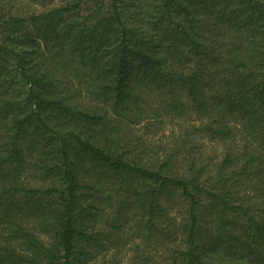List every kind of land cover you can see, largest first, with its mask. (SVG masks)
<instances>
[{
	"label": "trees",
	"instance_id": "1",
	"mask_svg": "<svg viewBox=\"0 0 264 264\" xmlns=\"http://www.w3.org/2000/svg\"><path fill=\"white\" fill-rule=\"evenodd\" d=\"M125 249L264 264V0H0V264Z\"/></svg>",
	"mask_w": 264,
	"mask_h": 264
},
{
	"label": "rangeland",
	"instance_id": "2",
	"mask_svg": "<svg viewBox=\"0 0 264 264\" xmlns=\"http://www.w3.org/2000/svg\"><path fill=\"white\" fill-rule=\"evenodd\" d=\"M171 130H173V132H174L173 135L179 134V127L178 126H171L169 124L167 126H165V129H163L161 131V133L166 134V136H169V134L171 135V132H172ZM160 137L164 138L163 135H161ZM112 254H115V252ZM112 254H110V255L112 256ZM131 256H132V252L129 249H125V250H123V252L118 253L117 260H119L121 264H129V262H130L129 260H130ZM209 264H228V263H227V261L221 262L218 259H214V260L210 259Z\"/></svg>",
	"mask_w": 264,
	"mask_h": 264
}]
</instances>
